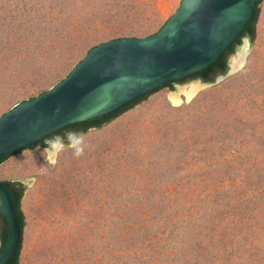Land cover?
Segmentation results:
<instances>
[{"label": "rangeland", "instance_id": "374dc122", "mask_svg": "<svg viewBox=\"0 0 264 264\" xmlns=\"http://www.w3.org/2000/svg\"><path fill=\"white\" fill-rule=\"evenodd\" d=\"M180 3L0 0V116L94 45L155 33ZM223 74L1 162L0 178L25 187L20 264H264V0Z\"/></svg>", "mask_w": 264, "mask_h": 264}, {"label": "water", "instance_id": "95a60500", "mask_svg": "<svg viewBox=\"0 0 264 264\" xmlns=\"http://www.w3.org/2000/svg\"><path fill=\"white\" fill-rule=\"evenodd\" d=\"M260 2L181 0L155 33L94 45L65 78L0 116V161L68 124L109 114L144 93L208 67L251 20ZM223 77L219 74L208 83ZM0 213L9 226L0 251V264H6L18 248L22 229L2 181Z\"/></svg>", "mask_w": 264, "mask_h": 264}, {"label": "trees", "instance_id": "16d2710c", "mask_svg": "<svg viewBox=\"0 0 264 264\" xmlns=\"http://www.w3.org/2000/svg\"><path fill=\"white\" fill-rule=\"evenodd\" d=\"M259 16H260V3H258L257 6L255 7L251 20L247 23V25L243 28V30L239 33V35L234 39V41L220 54L218 59H216L208 67H206L202 70L190 73L189 75H187L181 79H174V80L168 82L167 84L163 85L162 87H166V86L171 87L175 83L185 82V81H188V80L193 79V78H201L205 81H208L212 78H215L219 74L225 73L228 69V55L233 53L235 51V49L239 46V44H241L242 38L244 36H247L252 41L255 39V37H256V25H257V22L259 20ZM162 87H159L153 91L142 94L141 96H139L135 100L129 102L128 104L124 105L123 107H121L118 110H115L109 114L99 116V117H96L93 119H89L86 121H79V122H74V123L68 124L67 126H65L63 128H61V129H59L53 133H50L46 137H43L39 141H37L35 143H31L25 147L18 149L17 151H15L13 153L7 155L6 157H4L0 161V163L3 162L4 160H6L8 157H10L12 154H15V153H17L23 149L30 148V147L35 146V145H43L44 146L46 144V140L48 138H56V137L64 138L67 134L66 132L72 131L74 133H76V132L78 133L81 130L85 131L88 128L93 127V126L96 128H99V127L109 123L110 121H112L114 118H116L122 112L128 110L129 108L133 107L137 103L143 101L151 93L161 89ZM0 181H2L3 185L6 187V189L8 190V192L12 198V201H13L15 208H16V213H17L18 219L20 221L21 229H22V239L18 245V248L16 249L13 257L6 264H20V254H21V250H22V246H23L24 227H25V214L21 208V200H22V196H23V192H24L25 187L19 181H13V180H9V179H1V178H0ZM0 219L2 220L1 231H0V242H1L0 243V251H1V249L5 245L7 238H8L9 226L7 224L5 217L1 213H0Z\"/></svg>", "mask_w": 264, "mask_h": 264}, {"label": "clouds", "instance_id": "9594fccd", "mask_svg": "<svg viewBox=\"0 0 264 264\" xmlns=\"http://www.w3.org/2000/svg\"><path fill=\"white\" fill-rule=\"evenodd\" d=\"M93 127H94V126H93ZM90 128H92V127H90ZM88 129H89V128H88ZM83 131H84V130H83ZM85 131H86V130H85ZM79 132H82V130L79 131ZM76 136H77V134L74 133V132H72V131H71V133H68V134H67V138L69 139L70 142H72V141H73V138L76 137ZM46 142H47V140H46ZM54 142H56V143H62V138H60V137H56ZM78 142H79V141L77 140L76 143H78ZM45 146H46V145H45ZM81 154H82V149H80V148H76V150H75V152H74V155L79 156V155H81Z\"/></svg>", "mask_w": 264, "mask_h": 264}, {"label": "bare ground", "instance_id": "6f19581e", "mask_svg": "<svg viewBox=\"0 0 264 264\" xmlns=\"http://www.w3.org/2000/svg\"><path fill=\"white\" fill-rule=\"evenodd\" d=\"M244 53V52H243ZM243 58V57H242ZM233 64V63H232ZM240 64V63H239ZM242 64V63H241ZM195 85H197V84H195ZM195 85H191V87L186 91V96H187V99L189 100L192 96H193V94H194V92H195V90H196V86ZM199 86V84L197 85V87ZM172 99H173V101H174V103L175 104H178L181 100H180V97H179V95L178 94H173V96H172Z\"/></svg>", "mask_w": 264, "mask_h": 264}]
</instances>
